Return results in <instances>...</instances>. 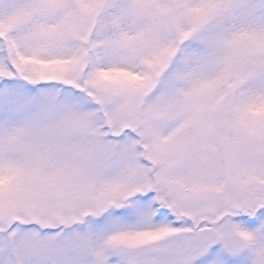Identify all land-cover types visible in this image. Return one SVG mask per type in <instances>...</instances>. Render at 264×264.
Listing matches in <instances>:
<instances>
[{"label":"snow or ice","instance_id":"1","mask_svg":"<svg viewBox=\"0 0 264 264\" xmlns=\"http://www.w3.org/2000/svg\"><path fill=\"white\" fill-rule=\"evenodd\" d=\"M0 264H264V0H0Z\"/></svg>","mask_w":264,"mask_h":264}]
</instances>
